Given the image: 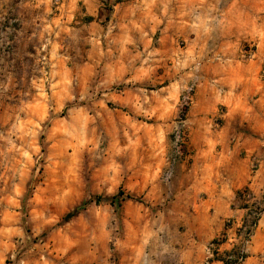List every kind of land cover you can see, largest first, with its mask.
Here are the masks:
<instances>
[{
	"label": "rangeland",
	"instance_id": "rangeland-1",
	"mask_svg": "<svg viewBox=\"0 0 264 264\" xmlns=\"http://www.w3.org/2000/svg\"><path fill=\"white\" fill-rule=\"evenodd\" d=\"M238 187L264 204V0H0V264H221Z\"/></svg>",
	"mask_w": 264,
	"mask_h": 264
},
{
	"label": "built area",
	"instance_id": "built-area-1",
	"mask_svg": "<svg viewBox=\"0 0 264 264\" xmlns=\"http://www.w3.org/2000/svg\"><path fill=\"white\" fill-rule=\"evenodd\" d=\"M263 211L264 204L253 203L251 207L245 208L241 217L228 219L224 231L212 243L213 250L209 256L222 257L228 264H244L247 248L255 235ZM223 247L226 248L222 250Z\"/></svg>",
	"mask_w": 264,
	"mask_h": 264
},
{
	"label": "crops",
	"instance_id": "crops-1",
	"mask_svg": "<svg viewBox=\"0 0 264 264\" xmlns=\"http://www.w3.org/2000/svg\"><path fill=\"white\" fill-rule=\"evenodd\" d=\"M241 187H238V188H236L233 192H231V197H230V199H229V204H228V211L226 212V218L228 219H230V218H232V219H237V218H239V217H241L242 216V213H241V211L239 210V209H234V208H232V206H230V204H231V202H232V200L236 197V194H237V192H240V189ZM245 188V187H244ZM224 231V221H222L221 223H220V225H219V227H218V233L220 234V233H222Z\"/></svg>",
	"mask_w": 264,
	"mask_h": 264
},
{
	"label": "trees",
	"instance_id": "trees-1",
	"mask_svg": "<svg viewBox=\"0 0 264 264\" xmlns=\"http://www.w3.org/2000/svg\"><path fill=\"white\" fill-rule=\"evenodd\" d=\"M244 191H247V188H244ZM119 194L122 195L121 192H119ZM239 194H240V193L237 192L236 195L239 196ZM96 201H99V198H96ZM245 208H246V207H245ZM212 243H213V242H212ZM217 261L220 262V263H222V264H228V262H226V261L224 260V258H222V257L219 258Z\"/></svg>",
	"mask_w": 264,
	"mask_h": 264
}]
</instances>
